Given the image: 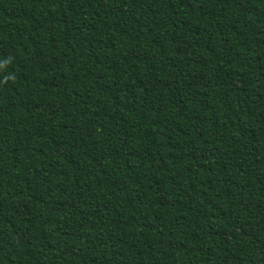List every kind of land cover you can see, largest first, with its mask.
<instances>
[{"label":"trees","instance_id":"trees-1","mask_svg":"<svg viewBox=\"0 0 264 264\" xmlns=\"http://www.w3.org/2000/svg\"><path fill=\"white\" fill-rule=\"evenodd\" d=\"M0 264H264V0H0Z\"/></svg>","mask_w":264,"mask_h":264}]
</instances>
